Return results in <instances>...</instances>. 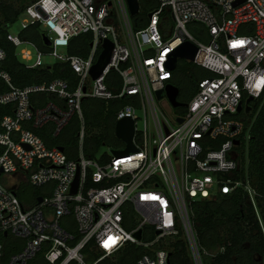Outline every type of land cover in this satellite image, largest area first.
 Returning a JSON list of instances; mask_svg holds the SVG:
<instances>
[{
  "label": "built area",
  "instance_id": "obj_1",
  "mask_svg": "<svg viewBox=\"0 0 264 264\" xmlns=\"http://www.w3.org/2000/svg\"><path fill=\"white\" fill-rule=\"evenodd\" d=\"M238 1L156 0L139 30L133 17L141 0L135 16L127 0H38L26 9L20 32L10 36L18 57L30 69L68 64L77 83L58 79L21 89L0 70L10 88L0 104L14 107L0 123V264H36L39 256L47 264H100L128 245L146 251L133 264H172L181 240L193 263L203 264L209 253L198 241L193 205L239 190L253 203L255 196L242 148L249 139L244 114L264 94V0ZM31 28L49 38V47L42 40L47 51L24 38ZM84 34L92 35L89 54H70L72 40ZM106 40L114 45L111 62L93 80ZM185 42L198 48L194 61H185L206 75L197 78L192 99L178 97L185 106L174 108L166 89L175 85L180 60L175 71L167 63ZM22 46L35 54L19 51ZM44 56L54 62L47 65ZM6 57L0 47V63ZM43 95L52 99L38 101ZM89 99H125L115 123L133 120L135 151L86 156L83 103ZM174 109L179 114L170 117ZM75 118L74 144L49 147L37 134L48 130L57 139ZM126 149L125 143L113 151ZM27 186L35 193L24 200L19 195ZM4 239L20 249L6 256Z\"/></svg>",
  "mask_w": 264,
  "mask_h": 264
},
{
  "label": "trees",
  "instance_id": "obj_2",
  "mask_svg": "<svg viewBox=\"0 0 264 264\" xmlns=\"http://www.w3.org/2000/svg\"><path fill=\"white\" fill-rule=\"evenodd\" d=\"M38 0H0V47L5 50L7 57L0 63V70L6 71L17 88L49 84L55 80H67L74 85L77 77L68 64L54 63L45 68L30 69L18 57L17 50L10 41L9 29L14 25L26 9ZM156 5V0H141L142 11L133 17L137 30L146 25L147 15ZM165 17H169L165 13ZM24 38L34 41L42 50L41 35L35 28L24 31ZM92 35L84 34L72 40L69 53L86 57L89 54ZM179 68V67H178ZM179 69H177L178 71ZM176 71V72H177ZM205 73L197 66L187 63L186 71L175 77L174 83L180 90L183 101L189 102L197 89V78L205 77ZM116 77L113 72L108 78V84ZM9 86L0 79V97L9 91ZM51 96L43 95L38 101L47 102ZM125 99L105 103L96 99H89L83 103L87 140L85 153L89 158H96V154L115 132L116 111L125 104ZM13 106L0 104V123L5 116L13 115ZM246 131L249 135L247 143L242 148V163L246 165L251 188L255 192L254 203L248 194L239 190L234 195H224L216 201L197 202L193 205L192 221L197 233L203 254V264H264V94L252 104V112L244 114ZM79 124L75 118L63 135L53 139L50 131L41 130L37 134L49 147L69 145L76 142ZM2 148H0V153ZM25 191L19 195L21 199H28ZM35 193L32 190L31 195ZM127 229L131 227L126 226ZM224 249L223 252L220 249ZM20 248L12 247L11 241L4 239V253L10 256ZM146 251L134 245H128L125 250L106 259L100 264H133ZM172 264H194L184 241L174 243L171 257ZM36 264H47L39 256Z\"/></svg>",
  "mask_w": 264,
  "mask_h": 264
},
{
  "label": "water",
  "instance_id": "obj_3",
  "mask_svg": "<svg viewBox=\"0 0 264 264\" xmlns=\"http://www.w3.org/2000/svg\"><path fill=\"white\" fill-rule=\"evenodd\" d=\"M242 2L243 1L240 0L235 5H239ZM127 3L129 6L131 15L132 16L137 15L140 11L139 0H127ZM42 40L45 46L49 47L51 45L49 38L46 37L45 35H43ZM113 48H114V45L111 41L106 40L103 42V45H102L103 50L100 53L97 62L95 63V65L93 66L91 70V77L93 80L98 79L103 74L104 70L109 65V63L111 62V55H112ZM197 52H198V48L195 44L191 42H185L184 44L179 46L173 53L169 55V61L167 63L168 69L171 71H175L179 60H187V61L193 62L196 57ZM166 92H167L169 102L174 108L185 106V104L179 102L178 100L179 93H180L178 87L170 84L167 86ZM161 98H162V92H159L158 99H161ZM253 100H254L253 98H250L246 102L247 107L245 111L247 114H249L251 111V106L249 104ZM242 109L243 107L240 106L238 108V112L240 113ZM178 121L179 123L182 122L181 119H179ZM134 127L135 126H134L133 120L128 119V118L123 119L116 123V126H115L116 136L127 144V149L122 152L113 151L114 155L121 156V155H126L130 152L135 151V148L133 145ZM236 144H239V142H236ZM59 149L63 151L62 147H60ZM77 185H78V180L74 184L73 192H76ZM38 201L39 203H41L42 199L40 198ZM136 237L140 239L141 232H138L136 234Z\"/></svg>",
  "mask_w": 264,
  "mask_h": 264
},
{
  "label": "rangeland",
  "instance_id": "obj_4",
  "mask_svg": "<svg viewBox=\"0 0 264 264\" xmlns=\"http://www.w3.org/2000/svg\"><path fill=\"white\" fill-rule=\"evenodd\" d=\"M147 18H148V15H147ZM27 19L26 16H21L19 18V20L11 26V28L9 29V33H10V36H14V35H17L20 30H21V26H22V21ZM191 31L194 35H197V30L196 29H193L191 28ZM23 48H26V49H29L32 51L33 54H35V50L33 47L31 46H22L19 48V51ZM44 62H46V64H51L54 62V60L49 57V56H44L43 58ZM35 61V60H34ZM33 63V62H32ZM30 63V64H32ZM187 61L185 60H180V63H179V70L176 72H174V80H175V77L179 75H182L185 71H186V65H187ZM163 101H166V99L162 100ZM179 114V111L174 109L171 111V115L170 117H173V116H177ZM79 130V128H77V131ZM88 136V135H87ZM76 141H78V137H77V133H76ZM125 147V142H123L122 140H120L117 136H116V133H111L109 135V140L106 141V143L101 146L100 150L98 151V153L96 154V158H98L99 156H101L102 154H108V155H112L113 153V150L117 149V148H124ZM32 188L30 186H27L26 189H25V196L30 199L32 197L31 195V192H32ZM115 259V258H113Z\"/></svg>",
  "mask_w": 264,
  "mask_h": 264
},
{
  "label": "flooded vegetation",
  "instance_id": "obj_5",
  "mask_svg": "<svg viewBox=\"0 0 264 264\" xmlns=\"http://www.w3.org/2000/svg\"><path fill=\"white\" fill-rule=\"evenodd\" d=\"M179 99H180V101H183V98L181 97V95H179Z\"/></svg>",
  "mask_w": 264,
  "mask_h": 264
},
{
  "label": "crops",
  "instance_id": "obj_6",
  "mask_svg": "<svg viewBox=\"0 0 264 264\" xmlns=\"http://www.w3.org/2000/svg\"><path fill=\"white\" fill-rule=\"evenodd\" d=\"M69 153L71 154V151Z\"/></svg>",
  "mask_w": 264,
  "mask_h": 264
}]
</instances>
